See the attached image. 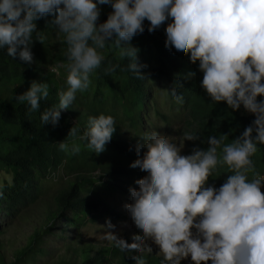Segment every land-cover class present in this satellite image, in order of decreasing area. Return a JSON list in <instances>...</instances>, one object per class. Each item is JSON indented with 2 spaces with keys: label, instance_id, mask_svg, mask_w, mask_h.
I'll return each instance as SVG.
<instances>
[{
  "label": "clouds",
  "instance_id": "clouds-1",
  "mask_svg": "<svg viewBox=\"0 0 264 264\" xmlns=\"http://www.w3.org/2000/svg\"><path fill=\"white\" fill-rule=\"evenodd\" d=\"M102 5L113 11L98 23ZM47 16L55 17L52 24L67 44L63 66L68 75L58 104L41 113L43 126L59 125L62 110L73 105L77 92L89 88L92 73L105 60L102 50L110 44L129 58L125 71L146 78L141 69L147 65L138 63L139 49L131 45L144 33L145 20L149 33L167 22L166 49L198 63L200 86L213 102H225L233 111L243 107L255 117L231 143H225L226 134L212 135L206 150L197 147L189 155L181 154L184 143L158 132L145 134L136 145L139 158L130 165L145 177L135 182L138 189L129 188L132 202L124 206L141 235L129 244L110 232L115 246L138 254L132 264H146L143 254L152 253L145 243L149 240L159 247L161 264H181L189 257L193 264H264V177L255 172L252 160L257 146L264 144V99H257L264 97V0H0V50L31 66L34 33L41 40L36 21ZM60 68L52 71L58 75ZM194 75L189 72L185 78ZM170 93L184 103L183 94ZM48 96V83L32 81L15 100L36 112ZM116 129L112 115L92 116L80 139L99 154ZM77 134L72 127L69 135ZM197 140L199 135L184 134V141ZM57 144L68 148L64 141ZM71 151L79 153V145ZM225 165L231 172L225 182L219 188L209 184ZM107 227L114 226L108 222Z\"/></svg>",
  "mask_w": 264,
  "mask_h": 264
},
{
  "label": "trees",
  "instance_id": "trees-1",
  "mask_svg": "<svg viewBox=\"0 0 264 264\" xmlns=\"http://www.w3.org/2000/svg\"><path fill=\"white\" fill-rule=\"evenodd\" d=\"M112 11L110 5L102 7L98 23L105 22ZM54 18L36 21L41 40H35L34 33L31 66L0 50V264H132L138 254L121 251L114 241H84L83 230L97 218L122 217L110 200L145 177L130 165L139 158L136 145L143 143L141 138L158 131L154 116L170 119L159 113V102L187 119L190 132L200 136L192 141L193 147L205 150L209 136L226 134L225 143H231L255 117L243 107L233 111L225 102H213L200 86L203 74L198 63L166 49L167 22L149 33L150 22L145 20L144 33L135 36L131 45L139 49L138 63L147 65L141 69L146 78L125 71L129 58L110 44L102 50L105 60L92 73L89 88L77 92L73 105L62 110L59 125L43 126L41 113L58 104V92L67 87L68 72L63 66L67 44L52 24ZM114 65H118L115 71H107ZM54 66H61L58 75L52 71ZM189 72L195 75L186 79ZM32 81L49 85V96L36 112L29 111L27 102L15 100ZM177 83L182 87L177 88ZM171 91L183 94L184 103H177ZM100 114L115 117L117 129L106 150L96 154L80 136L89 117ZM72 127L78 129L75 136L69 135ZM62 141L68 145L66 150L57 144ZM73 145H79V153H72ZM257 147L252 160L255 172L264 177V144ZM230 174L226 165L218 168L209 184L219 188ZM140 235L136 232L121 239L131 244ZM151 248V254H143L146 264H161L163 256L157 255V247Z\"/></svg>",
  "mask_w": 264,
  "mask_h": 264
},
{
  "label": "rangeland",
  "instance_id": "rangeland-1",
  "mask_svg": "<svg viewBox=\"0 0 264 264\" xmlns=\"http://www.w3.org/2000/svg\"><path fill=\"white\" fill-rule=\"evenodd\" d=\"M106 7V5L100 6ZM159 113L169 117V120H165L163 116H154V123L158 127V133L162 136H167L171 139L172 142L177 143L178 145L184 143L182 150V155H189L192 153L194 147L192 141H184V134L191 133L190 127L187 126V119L183 115H176L174 109L169 108L165 102H159ZM151 115H155L154 111L148 112ZM152 120V117H150ZM129 188L138 189V185L128 186L126 191L119 196L117 199L110 200L112 206L117 209L119 214H122V217L111 218L107 220L105 217L97 218L88 224L87 227L83 230L84 241H92L93 243L107 244L112 242L111 234L116 235L118 238H123L125 236H134L138 230L136 229L134 223L129 217V214L124 207L126 204L132 202L131 194ZM101 207H104L101 205ZM108 222H110L114 227L109 229L107 227ZM195 231V230H193ZM140 234V233H139ZM147 246L150 247H159L155 245L152 241L145 242ZM162 255V254H161ZM181 264H193L191 258L181 262ZM211 264V262H209Z\"/></svg>",
  "mask_w": 264,
  "mask_h": 264
},
{
  "label": "bare ground",
  "instance_id": "bare-ground-1",
  "mask_svg": "<svg viewBox=\"0 0 264 264\" xmlns=\"http://www.w3.org/2000/svg\"><path fill=\"white\" fill-rule=\"evenodd\" d=\"M60 71V70H59Z\"/></svg>",
  "mask_w": 264,
  "mask_h": 264
}]
</instances>
